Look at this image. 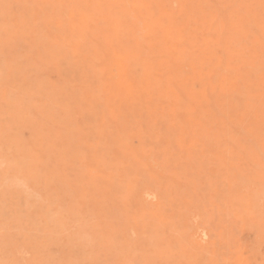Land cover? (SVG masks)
<instances>
[{
	"label": "rangeland",
	"instance_id": "1",
	"mask_svg": "<svg viewBox=\"0 0 264 264\" xmlns=\"http://www.w3.org/2000/svg\"><path fill=\"white\" fill-rule=\"evenodd\" d=\"M0 264H264V0H0Z\"/></svg>",
	"mask_w": 264,
	"mask_h": 264
},
{
	"label": "bare ground",
	"instance_id": "2",
	"mask_svg": "<svg viewBox=\"0 0 264 264\" xmlns=\"http://www.w3.org/2000/svg\"><path fill=\"white\" fill-rule=\"evenodd\" d=\"M116 52V51H115ZM117 53V52H116ZM126 64V63H125ZM159 109V108H158ZM166 115V114H165ZM120 120V119H119ZM159 124H161V123H159ZM164 127V126H163ZM160 131V130H159ZM169 132V131H168ZM161 134V133H160ZM139 259V258H138ZM137 260V259H136Z\"/></svg>",
	"mask_w": 264,
	"mask_h": 264
}]
</instances>
